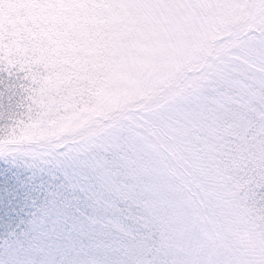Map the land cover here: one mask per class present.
Masks as SVG:
<instances>
[{
	"label": "snow or ice",
	"instance_id": "6c2138e0",
	"mask_svg": "<svg viewBox=\"0 0 264 264\" xmlns=\"http://www.w3.org/2000/svg\"><path fill=\"white\" fill-rule=\"evenodd\" d=\"M0 264H264V0H0Z\"/></svg>",
	"mask_w": 264,
	"mask_h": 264
}]
</instances>
